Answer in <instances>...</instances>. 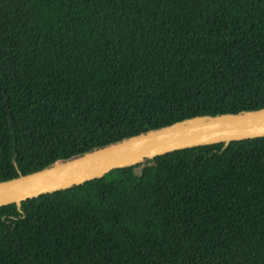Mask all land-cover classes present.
Instances as JSON below:
<instances>
[{
  "label": "trees",
  "instance_id": "obj_1",
  "mask_svg": "<svg viewBox=\"0 0 264 264\" xmlns=\"http://www.w3.org/2000/svg\"><path fill=\"white\" fill-rule=\"evenodd\" d=\"M263 108L264 0H0V182ZM162 156L0 206V264H264V136Z\"/></svg>",
  "mask_w": 264,
  "mask_h": 264
},
{
  "label": "water",
  "instance_id": "obj_2",
  "mask_svg": "<svg viewBox=\"0 0 264 264\" xmlns=\"http://www.w3.org/2000/svg\"><path fill=\"white\" fill-rule=\"evenodd\" d=\"M264 136V108L194 117L110 144L42 170L0 182V206L67 189L175 149Z\"/></svg>",
  "mask_w": 264,
  "mask_h": 264
},
{
  "label": "rangeland",
  "instance_id": "obj_3",
  "mask_svg": "<svg viewBox=\"0 0 264 264\" xmlns=\"http://www.w3.org/2000/svg\"><path fill=\"white\" fill-rule=\"evenodd\" d=\"M156 159H157V162L162 164V165H167L171 162V159L168 156L159 155L156 157ZM137 227L140 231L142 230L141 224H138Z\"/></svg>",
  "mask_w": 264,
  "mask_h": 264
}]
</instances>
